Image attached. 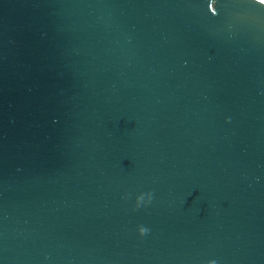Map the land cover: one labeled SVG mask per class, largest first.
I'll return each mask as SVG.
<instances>
[{"label": "water", "instance_id": "water-1", "mask_svg": "<svg viewBox=\"0 0 264 264\" xmlns=\"http://www.w3.org/2000/svg\"><path fill=\"white\" fill-rule=\"evenodd\" d=\"M0 264H264V0H0Z\"/></svg>", "mask_w": 264, "mask_h": 264}]
</instances>
